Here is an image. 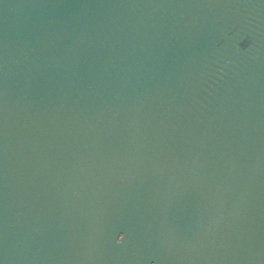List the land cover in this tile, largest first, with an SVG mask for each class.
<instances>
[{
  "label": "water",
  "instance_id": "water-1",
  "mask_svg": "<svg viewBox=\"0 0 264 264\" xmlns=\"http://www.w3.org/2000/svg\"><path fill=\"white\" fill-rule=\"evenodd\" d=\"M0 264H264V0H0Z\"/></svg>",
  "mask_w": 264,
  "mask_h": 264
}]
</instances>
